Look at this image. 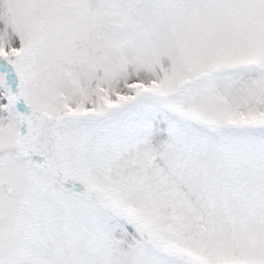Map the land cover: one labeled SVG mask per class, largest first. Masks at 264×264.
<instances>
[{"label": "snow or ice", "instance_id": "6c2138e0", "mask_svg": "<svg viewBox=\"0 0 264 264\" xmlns=\"http://www.w3.org/2000/svg\"><path fill=\"white\" fill-rule=\"evenodd\" d=\"M0 264H264V0H0Z\"/></svg>", "mask_w": 264, "mask_h": 264}]
</instances>
